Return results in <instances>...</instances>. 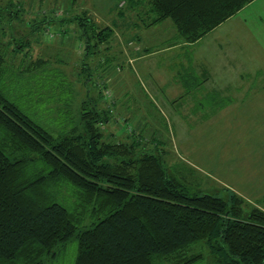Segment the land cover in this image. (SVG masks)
<instances>
[{"label": "trees", "instance_id": "obj_1", "mask_svg": "<svg viewBox=\"0 0 264 264\" xmlns=\"http://www.w3.org/2000/svg\"><path fill=\"white\" fill-rule=\"evenodd\" d=\"M253 1L126 0L120 6L143 33L170 20L177 34L172 45L197 42ZM20 11L17 3H0V264H53L73 238L75 264H197L204 257L194 252L198 243L206 244L211 264H264V210L245 211L246 200L227 188V198L191 192V175L170 171L163 152L139 150L126 135L107 132L112 111L89 88L80 103L81 127L58 134L11 98L15 82L51 64L33 58L28 36L58 20L48 16L27 26ZM82 13L67 19L83 29L89 55L96 45L90 39L106 41L110 27ZM191 77L193 83L194 71Z\"/></svg>", "mask_w": 264, "mask_h": 264}, {"label": "rangeland", "instance_id": "obj_2", "mask_svg": "<svg viewBox=\"0 0 264 264\" xmlns=\"http://www.w3.org/2000/svg\"><path fill=\"white\" fill-rule=\"evenodd\" d=\"M6 1L22 7L19 15L27 26L48 16L58 19L28 36L33 58L42 55L51 64L10 90L30 117L54 134L81 127L80 103L89 88L98 105L112 111L107 132L126 135L124 140L137 142L139 150L163 152L170 171L191 175V192L227 198V188L246 200L245 211L252 206L264 210V0L245 6L193 48L145 63L129 62V52L141 45L137 38L143 30L135 28L126 7L121 8L126 0L0 3ZM84 11L98 27H110L106 41L90 39L96 45L89 55L83 29L67 19ZM168 23L144 30L153 36L154 46L177 42L176 30ZM145 65L150 69L146 75ZM189 71H207L210 78L203 82L197 77L195 88ZM151 77L164 80L162 92H154ZM87 78L85 91L82 83ZM175 83L180 93L169 91ZM214 87L223 89V99H214L216 94L209 91ZM173 99L175 104L169 105ZM184 101L192 102V108L179 107ZM194 252L204 255L197 264H211L206 244H196ZM76 253L73 238L59 247L53 264H75Z\"/></svg>", "mask_w": 264, "mask_h": 264}, {"label": "crops", "instance_id": "obj_3", "mask_svg": "<svg viewBox=\"0 0 264 264\" xmlns=\"http://www.w3.org/2000/svg\"><path fill=\"white\" fill-rule=\"evenodd\" d=\"M164 23H167V24H170L168 23V21H165ZM163 23V24H164ZM148 31H145L143 33V37L141 38V42H140V47H138L137 50L133 51V52H129V55L130 57L129 58V62H133V63H136L138 61L140 62H147V61H151V60H155L157 59L158 57L160 56H166L167 53H170V52H173L177 49H182V50H186V49H189V48H193L194 46L198 45V43H200L202 41L203 38H201L200 40H198L197 42L195 43H191V44H184V43H178V44H167V45H162V46H154L153 43H152V38L153 36L150 34V33H147ZM163 42V41H162ZM132 57V58H131ZM148 65H145V67L143 68V73L146 75V73H150V69L149 67H147ZM191 71H189L190 73ZM195 73V71H194ZM201 73V76L204 77V78H201V76L199 75ZM199 74L196 73L197 77L201 80V81H205V80H208L210 78V74L207 73V71H201ZM192 75V72L191 74ZM194 75V74H193ZM175 76H178V73L175 74ZM153 78V86L152 88L154 89V92H162L163 89H162V86L164 84V80H160V79H157V77H151ZM203 79V80H202ZM197 78H193V83H192V87L195 83V88L197 87ZM178 84H173L171 88H169V91H177V93H180L181 92V88L179 86H177ZM231 89L233 90V88L231 87ZM209 91L212 92V94H216L214 99H217L220 100V99H223L224 98V91L223 89L219 88V87H214V88H211ZM175 99H173L172 101L169 100V105L171 104H175ZM159 101V100H158ZM184 105H179V107H186L185 105H187V107L189 108H192V102L190 101H184ZM194 103V101H193ZM198 103V106L199 107H202V104L200 102H197Z\"/></svg>", "mask_w": 264, "mask_h": 264}]
</instances>
